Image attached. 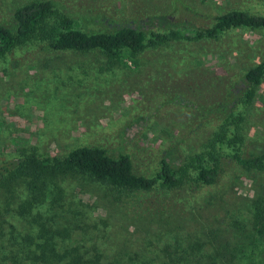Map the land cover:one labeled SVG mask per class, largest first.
<instances>
[{"label": "rangeland", "instance_id": "obj_1", "mask_svg": "<svg viewBox=\"0 0 264 264\" xmlns=\"http://www.w3.org/2000/svg\"><path fill=\"white\" fill-rule=\"evenodd\" d=\"M46 1L89 33H180L158 46L147 41L127 66L100 50L36 44L0 57V168L22 151L64 157L88 146L130 156L146 177L165 158L182 167L197 155L218 164L219 176L202 185L190 169L175 190L127 193L74 175L59 183L57 201L49 196L25 215L30 192L19 180L0 191V264H32L41 224L66 232L56 236L60 254L75 248L63 264H264V78L251 102L236 101L249 89L246 73L264 61V30L196 36L230 11L264 16V0H0V24ZM257 157L259 166L249 162Z\"/></svg>", "mask_w": 264, "mask_h": 264}, {"label": "trees", "instance_id": "obj_2", "mask_svg": "<svg viewBox=\"0 0 264 264\" xmlns=\"http://www.w3.org/2000/svg\"><path fill=\"white\" fill-rule=\"evenodd\" d=\"M239 28L264 30V16L245 11H230L216 17L211 27L199 29L196 36L217 39L227 31ZM179 33L177 30L173 31L172 36L154 34L150 39L143 30L133 27H122L109 33H89L75 29L69 18L59 16L52 1L32 2L16 10L14 23L0 24V57L9 55L17 48L36 44L51 52L100 50L107 55L112 64L127 66L126 60L141 52L147 41L150 45L158 46ZM263 78L264 61L246 73L245 81L249 89L247 88L242 97L237 95L236 101L241 98L237 105L242 106L254 99L256 88L262 83ZM222 132L225 133L224 127ZM223 137L217 139L221 140ZM249 162L259 166L263 163V158L257 157ZM219 168L218 164H206L202 155H197L182 167L173 166L171 161L165 158L159 172L154 177H146L135 172L130 156L123 154L112 157L104 148L83 146L72 150L64 157L41 156L34 150L22 151L20 157L0 168V191L8 194L17 181L25 180L30 192V200L23 203L20 208V214L25 215L31 213L36 205L44 203L49 196H53V201H57V196L64 193L59 183L74 175H86L114 189L134 193L150 192L159 184L175 190L188 178L187 172L190 169L197 172V183L214 185L217 183ZM51 190L54 193H51ZM259 212H263L264 217V207L261 206ZM39 227V239L43 241L37 243L33 240L30 243L36 246L35 251L30 253L32 264H63L66 259L77 256L75 248L64 249L61 254L58 251L56 236L66 232L54 231L44 224ZM0 235H3L1 231ZM28 239L32 241L30 237ZM68 264H98V261L83 263L77 258Z\"/></svg>", "mask_w": 264, "mask_h": 264}]
</instances>
